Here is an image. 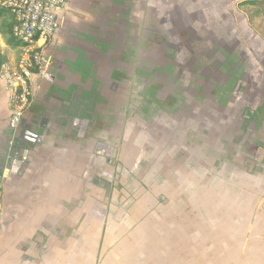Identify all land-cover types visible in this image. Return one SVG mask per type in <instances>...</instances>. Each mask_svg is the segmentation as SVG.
Masks as SVG:
<instances>
[{"label":"rangeland","instance_id":"374dc122","mask_svg":"<svg viewBox=\"0 0 264 264\" xmlns=\"http://www.w3.org/2000/svg\"><path fill=\"white\" fill-rule=\"evenodd\" d=\"M246 1L101 0L98 6L76 0L67 21L79 29L60 36L61 47L53 48V36L40 48L47 65L57 56L63 74H82L86 89L97 81L82 97L86 103L94 98L98 132L105 136L100 149L116 148L121 161L109 171L130 174L138 185L127 190L121 184L104 206L108 215L98 211L102 231L116 232L110 262L173 264L175 231L179 264L189 263V247L197 251L191 264H219L223 257L246 264L255 255L236 259V248L251 252L264 243L251 237L264 231V13ZM215 178L235 194L224 201L221 192L219 208L203 186ZM193 179L196 195L209 199L215 214L219 209L209 223L196 221L193 212L188 217ZM178 204H185L180 217L172 208ZM201 230L208 235L188 239V232ZM204 245L211 260L198 261Z\"/></svg>","mask_w":264,"mask_h":264},{"label":"crops","instance_id":"0c3cea01","mask_svg":"<svg viewBox=\"0 0 264 264\" xmlns=\"http://www.w3.org/2000/svg\"><path fill=\"white\" fill-rule=\"evenodd\" d=\"M94 1L98 6L102 3L101 0ZM76 4V0H68L59 9L60 27L52 43L53 48L65 44L60 42V36L63 40L69 30L79 29L78 25L72 27L70 23H75L67 21ZM12 25L11 14L0 8V62L7 61L15 66L20 43L12 36ZM51 61L45 70L50 74L32 75L31 103L21 125L14 130L7 124L10 115L7 94H0V264H116L109 261L110 254L114 258L116 232L110 229L102 231L103 217L107 212L104 206L110 199V193L119 190L121 184L127 190H137L138 185L130 174L126 176L109 171L117 161H121L116 148L103 144L100 149L98 140L105 139V136L98 132L94 98L87 103L83 101L89 92H94V82L97 81H90L87 90L81 83L82 74H63L64 60L55 56ZM10 139L14 140L11 147ZM165 157L162 156L163 159ZM169 158L173 159L175 155ZM123 160L124 163L131 162V157L124 156ZM18 162L26 165L22 167ZM171 172L174 173L173 170ZM194 174H197L196 170ZM203 178L200 177V181H204ZM217 178L209 185L204 182L203 186L207 188L214 206L219 208L221 192L226 198L224 201L230 195L235 198V194L226 185L223 187L222 179ZM192 188L187 196V206L194 207V210L188 217L194 213L196 221L209 223L211 218L218 216L219 209L215 214L207 202L209 199L196 195V181ZM100 191H104L102 198ZM181 191L184 189L180 190L178 186L176 193L179 197ZM206 192L204 195L208 196ZM181 206L185 204L172 205L173 211L178 209V217ZM200 206L205 209H198ZM99 210H102L103 217L98 214ZM193 233L188 232L189 240L208 235L206 232L203 234V230ZM173 234L177 235V244L171 248L172 263L179 264V234L176 231ZM251 237L264 239V231H254ZM216 249L219 254H228L226 248ZM196 253L195 248H188V264H191L192 255V263H195ZM198 254L204 256L198 261L211 260L205 245ZM248 254L255 257L246 259V264H264V243L261 246L258 243L251 252H245L243 248L235 250L236 259L238 255ZM219 264H229V260L223 257Z\"/></svg>","mask_w":264,"mask_h":264},{"label":"built area","instance_id":"2783aa9c","mask_svg":"<svg viewBox=\"0 0 264 264\" xmlns=\"http://www.w3.org/2000/svg\"><path fill=\"white\" fill-rule=\"evenodd\" d=\"M68 0H0V8L13 17L12 36L20 43V54L14 66L0 62V94H7L10 105L8 127L14 130L21 125L31 103V79L42 73L47 59L40 48L57 34L60 27L59 9ZM14 140L10 139V147Z\"/></svg>","mask_w":264,"mask_h":264},{"label":"trees","instance_id":"16d2710c","mask_svg":"<svg viewBox=\"0 0 264 264\" xmlns=\"http://www.w3.org/2000/svg\"><path fill=\"white\" fill-rule=\"evenodd\" d=\"M245 3L261 7L260 13H264V0H247Z\"/></svg>","mask_w":264,"mask_h":264},{"label":"water","instance_id":"95a60500","mask_svg":"<svg viewBox=\"0 0 264 264\" xmlns=\"http://www.w3.org/2000/svg\"><path fill=\"white\" fill-rule=\"evenodd\" d=\"M30 136H32L33 134H29ZM14 150H16V148H14ZM12 158H15L16 159V156L15 155H12ZM26 157H24L23 159H25ZM18 163H21L22 167H24L26 164L25 162H18Z\"/></svg>","mask_w":264,"mask_h":264}]
</instances>
